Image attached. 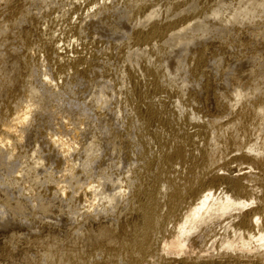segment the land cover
I'll use <instances>...</instances> for the list:
<instances>
[{
	"label": "bare ground",
	"instance_id": "bare-ground-1",
	"mask_svg": "<svg viewBox=\"0 0 264 264\" xmlns=\"http://www.w3.org/2000/svg\"><path fill=\"white\" fill-rule=\"evenodd\" d=\"M78 1L0 0V264H264V0Z\"/></svg>",
	"mask_w": 264,
	"mask_h": 264
},
{
	"label": "rangeland",
	"instance_id": "rangeland-1",
	"mask_svg": "<svg viewBox=\"0 0 264 264\" xmlns=\"http://www.w3.org/2000/svg\"><path fill=\"white\" fill-rule=\"evenodd\" d=\"M78 3L81 5L83 12H85L87 10L86 9L87 8V2L85 0H79ZM75 20L78 21V19H76V18H75ZM68 37H69V39H68ZM63 39H64L65 42L69 41L68 43H65L66 46L67 45L69 46V47L67 46L68 48H73V46H74V49H76V50H81L82 49V45H80L79 42L76 41L77 42L76 43L75 40H73V39H72L73 40L72 42H74V43L71 42V37L70 36L65 35V37H63ZM76 44L79 45V47H77Z\"/></svg>",
	"mask_w": 264,
	"mask_h": 264
}]
</instances>
